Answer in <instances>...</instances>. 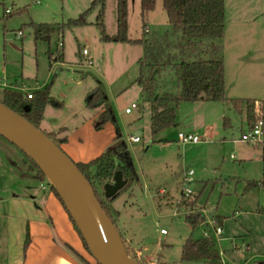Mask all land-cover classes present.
<instances>
[{
	"label": "rangeland",
	"instance_id": "1",
	"mask_svg": "<svg viewBox=\"0 0 264 264\" xmlns=\"http://www.w3.org/2000/svg\"><path fill=\"white\" fill-rule=\"evenodd\" d=\"M36 1L0 0V90H4L3 84L22 85L23 82L25 89H31L50 83V96L62 105H48L44 119L51 118L53 123L71 128L84 125L93 115L96 121L101 106L85 107V99L94 90L103 93L102 105L114 117L112 126L125 141L138 175L137 182L129 188L132 195L128 205L134 202L140 208L144 228L150 231L149 236L143 235L142 240L137 241L140 247L145 248L144 256L139 255L137 248L119 232L129 253L140 264H204L202 260H181L182 246L188 237L196 239L205 236V232L213 236L212 226L221 222L216 218L220 215L223 218V234L216 241V246L221 262L240 264L248 259L253 263L264 262V187L247 188L244 181L246 177H259L260 162L252 158L238 160L240 156L254 157L253 148L258 147L239 139L240 119L232 105L202 99L183 101L176 108L174 124L152 134L149 127L150 102L142 86L136 82L138 59L144 53L142 47L101 40L95 25L100 5L87 13L86 25L66 26L61 31L56 29L49 43L36 42L33 29L28 25L30 21L58 27L69 19L79 17L90 7L92 0ZM224 1L223 37L195 41L181 51L184 40L181 33L172 31L161 0H157V6L149 17L150 27L146 20L143 26L140 0H127L128 35L132 38L143 36L152 45V55L144 62L145 74L154 94L176 92L179 87L171 65L180 58H208L213 44L219 47L217 51L224 60L229 80L235 73L234 62L238 53L256 50L257 47L263 50L261 38L264 28L239 23L237 18L253 15L264 8V0ZM116 6L117 0H105L103 7L106 34L112 37L117 31ZM24 8V11L15 13ZM6 13L12 15L4 19ZM18 31L22 32L21 36L17 35ZM83 47L88 50L91 65L82 55ZM48 49L53 55L62 54V59H53L50 63L46 54ZM164 62L168 65L162 66ZM132 103L137 108L125 113V108ZM224 117L232 120V126L227 130L223 127ZM39 128L48 134L42 125ZM190 129L196 131L194 133L201 141L197 144L179 142L177 133ZM130 134H138L140 140L129 141ZM232 154L237 156L236 160L231 158ZM11 161L16 163L17 168L12 166ZM28 166L29 162L21 151L0 136V194L5 184L15 181L10 186L14 192L20 190L23 182L36 184L30 177L20 180L19 173L26 172ZM184 170L193 171L190 183L192 193L188 196L182 194ZM202 179L210 181L204 184ZM44 182L50 186L47 178ZM94 183L102 196L103 186L96 180ZM189 213H200L204 217L194 229L184 221V215ZM113 216L115 218L114 213ZM116 227L121 231L117 223ZM156 227L158 230L165 229L166 235L157 236L154 232ZM243 234H247L244 243L239 238ZM233 238H237L234 241L241 250H232ZM246 243L250 244L247 251L242 249Z\"/></svg>",
	"mask_w": 264,
	"mask_h": 264
},
{
	"label": "trees",
	"instance_id": "2",
	"mask_svg": "<svg viewBox=\"0 0 264 264\" xmlns=\"http://www.w3.org/2000/svg\"><path fill=\"white\" fill-rule=\"evenodd\" d=\"M161 2L172 31L180 32L181 38L184 40V43L181 45V51L192 46L195 41L221 39L223 37L224 0H161ZM104 3L105 0H92L90 7L80 13L79 17L75 19H69L66 23H63L58 27H54L47 23H35L30 21L28 25L33 29L34 41H43L49 43L51 34L56 29L61 31L66 26L70 27L86 25L87 13L95 6L100 5V10L97 13L95 22V25L97 26L100 33V39L103 41L127 43L129 45H140L144 51L143 56L138 59L139 72L136 82L142 86V89L146 95L145 97L150 102L151 116L149 127L152 134H156L160 130L174 124L176 120V108L183 101H196L200 98H205L207 100L226 99L224 61L220 53L217 51L219 47L214 44L211 45L208 58H195L193 60H190L189 58H180L178 62L171 65V67L174 69L176 81L179 87L176 92H164L161 95L154 94L153 86L149 84V78L145 74L146 65L144 62L146 57L152 55L153 50L151 43L143 36L140 38H132L128 35L127 0H117V31L113 37L107 35L104 24ZM155 5L156 0H140V17L142 19L143 26L146 14L149 11L154 10ZM24 10L25 8L18 9L15 13H19ZM11 15L12 13H6L3 15V18L5 19ZM56 57L60 59L61 54L57 55ZM167 65L168 62H164L162 64V66ZM49 92L50 83L46 84L41 90L33 92L31 98L24 97L21 92L15 90H4L3 98L0 100V102L39 128L44 107L47 104L60 106V102H56L52 97H50ZM228 101L237 111H239L240 107L245 104L247 122L249 125H251L255 119L254 102L258 101L261 104L264 118V100L232 98ZM102 102L103 93L97 89L92 92L89 98H87L86 105L88 107H96L102 105ZM111 116L112 114L110 111L108 109H104L99 114L94 127L96 129H100L107 121L111 119ZM45 134L60 147L59 142L51 134ZM19 150L23 154L24 158L29 162L26 172H20V176L30 177L39 182H44L46 177L40 168L21 149ZM262 161L264 164V151L262 155ZM74 163L89 180L102 209L107 213L113 224L116 226V221L113 216V213L116 214V212L111 208L110 203L122 193L126 192L138 180V175L132 163L131 154L127 149L125 141L121 138L119 131H116L113 142L109 144L98 156L85 163ZM11 164L14 168H17L14 161H11ZM91 168L94 169L93 173H91ZM117 171L121 172L122 179L125 181L124 185L110 197L105 196L103 189L102 196H100L98 194L94 180L100 183L104 188L105 184L113 182L114 175ZM49 187L54 192L56 197L61 201L54 187L51 184ZM246 187H264V170L261 179L248 181ZM61 203L67 211L62 201ZM69 218L74 229L79 234L85 250L90 254L85 241L83 240L70 215ZM216 218L217 221H221L219 219L221 218L220 216H216ZM203 219L204 217L200 213H189L184 215V221L188 223L192 229L199 225ZM218 225H221V222H219ZM28 240L29 235L27 234L24 242L25 246L27 245ZM64 247L78 260L84 264H88L83 259V257L78 254L76 250H74V248L67 244H64ZM125 248L128 255L132 258H135L129 253L126 246ZM180 259L183 261L202 260L204 264H223L221 262L219 250L216 246V240L211 235L201 236L196 239L191 237L186 238L182 246Z\"/></svg>",
	"mask_w": 264,
	"mask_h": 264
},
{
	"label": "crops",
	"instance_id": "3",
	"mask_svg": "<svg viewBox=\"0 0 264 264\" xmlns=\"http://www.w3.org/2000/svg\"><path fill=\"white\" fill-rule=\"evenodd\" d=\"M156 6L157 0L155 7ZM152 11H149L145 17L146 23L149 27V17ZM237 21H239V23L255 24L264 28V8H260L253 15H249L244 18L238 17ZM261 39H263L264 42V36H262ZM261 48H263L262 51L257 47L256 50L253 49L252 51L249 50L244 53H238L234 62L235 73L230 80L228 78L226 65H224L225 100L200 99L208 102L222 101L228 105H232L228 101L232 98L264 100V45ZM46 54L50 63L53 59H57L56 55H53L49 49L46 51ZM83 57L87 59L89 55ZM60 59H62V57H60ZM1 78L0 80H2ZM45 85H36L31 89H25L22 82V85H18L17 83L9 85L3 84L2 87H4V90H15L21 92L23 96L26 97L28 93L33 94V92L41 90ZM3 91L0 90V100L3 98ZM53 99L56 102H60L55 98ZM200 99L196 101H199ZM86 100L87 98L85 99V107H88L86 105ZM48 105L52 104H47L44 107L40 125L44 127L48 134H51L59 142L60 147L74 162L85 163L90 161L103 152L105 148L113 142L116 134L113 128V124L115 123L113 116H111V119L107 121L112 123H106L100 129H96L94 127L99 114L104 109H108L105 106L100 105V110L96 114V121H94L95 115H93L87 122L84 123V125L82 124L71 128L61 123H53L51 118L44 119L45 109ZM61 105L62 102H60V106ZM135 108H137V106ZM233 109L239 116L242 132L249 125L247 122L245 104L240 107L239 111H237L234 107ZM231 123L232 120L230 117H224V130L231 127ZM184 132L194 133L196 131L190 129ZM223 139L226 140L225 137H223ZM253 149H255L253 155L254 157H238V160L246 161L257 159L260 162L259 177L257 179H249L246 177V179H244L245 182L250 180H259L263 175L264 164L262 161V155L264 149L260 147ZM231 158L236 160L237 156L232 154ZM20 177V180H22V176ZM34 181L37 183L30 184L23 182L20 190L15 192L10 190V186L11 184H15L17 181L5 184L2 188V193L0 194V264H84L74 257L64 247V244L74 248V250H76V252L80 254L88 264H95L91 255L85 250L82 240L77 231L74 229L69 215L63 207L61 201L56 197L50 187L45 184V182H39L37 180ZM208 181L210 180H201L204 184ZM131 195L132 189H128L126 192L115 198L110 203V206L116 212V223L119 230H121L119 232L122 237L127 238L130 245L137 248L136 252L139 255L144 256L143 251L145 248L140 247L137 241L141 239L143 235L149 236L148 233L150 231L144 228V220L141 216L140 208L135 205L134 202L131 203V205H128ZM126 206L128 207L126 208ZM222 225L223 218L221 217V226ZM160 229L158 230L156 227L154 229L155 234L159 237L165 236L166 234L160 233ZM27 234L29 235V240L25 246L24 242ZM246 237L247 234H243L239 238H241L244 243ZM235 239L237 241V238H233L232 240V242H234L232 250L239 251L241 250V247H239L237 242L234 241ZM245 246V250L247 251L250 244L246 243ZM249 261H251V259L245 260L240 264H264V262L253 263ZM149 264H152V262H149Z\"/></svg>",
	"mask_w": 264,
	"mask_h": 264
},
{
	"label": "water",
	"instance_id": "4",
	"mask_svg": "<svg viewBox=\"0 0 264 264\" xmlns=\"http://www.w3.org/2000/svg\"><path fill=\"white\" fill-rule=\"evenodd\" d=\"M0 135L21 149L54 187L98 264H140L128 255L122 237L102 209L92 185L73 160L41 129L0 102ZM121 172L104 186L106 197L123 185Z\"/></svg>",
	"mask_w": 264,
	"mask_h": 264
},
{
	"label": "built area",
	"instance_id": "5",
	"mask_svg": "<svg viewBox=\"0 0 264 264\" xmlns=\"http://www.w3.org/2000/svg\"><path fill=\"white\" fill-rule=\"evenodd\" d=\"M37 3L39 2L38 0L36 1ZM147 31V29H146ZM18 36L22 35L21 31L17 32ZM61 46L62 43H59ZM82 55L83 56H88V50L87 48L82 49ZM87 63L89 65L92 64L91 60L87 57ZM32 93H28L26 95L27 98H31ZM137 105L135 103H132L129 107L125 108V113H130L133 108H135ZM254 115L255 119L252 122L251 125H248L245 130L241 132V135L239 139L242 142L252 144L255 147H260L264 149V118H263V110L261 107L260 102L255 101L254 102ZM129 141L132 142H138L140 140V137L138 135H129L128 137ZM177 139L179 142L182 144H197L201 141V138L194 133L191 132H184V131H179L177 133ZM192 177H193V171L192 170H184L183 171V180H182V191L183 195L188 196L192 193V190L190 189V183L192 182ZM161 193L164 192L163 189L160 190ZM213 230V237L216 239H221L222 236V227L221 225L216 224L215 226H212ZM160 233L166 234L165 229H160ZM205 236H208V234L205 232ZM243 249H246V246H243Z\"/></svg>",
	"mask_w": 264,
	"mask_h": 264
}]
</instances>
